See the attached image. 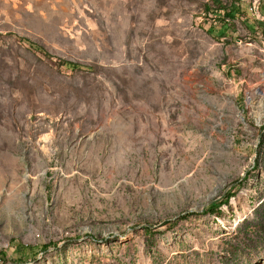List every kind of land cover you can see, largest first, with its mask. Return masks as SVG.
<instances>
[{
    "label": "rangeland",
    "instance_id": "rangeland-1",
    "mask_svg": "<svg viewBox=\"0 0 264 264\" xmlns=\"http://www.w3.org/2000/svg\"><path fill=\"white\" fill-rule=\"evenodd\" d=\"M0 264H264V0H0Z\"/></svg>",
    "mask_w": 264,
    "mask_h": 264
},
{
    "label": "trees",
    "instance_id": "trees-1",
    "mask_svg": "<svg viewBox=\"0 0 264 264\" xmlns=\"http://www.w3.org/2000/svg\"><path fill=\"white\" fill-rule=\"evenodd\" d=\"M207 10H209L208 6L206 7ZM230 12H232V10H228L227 14H230ZM234 12H235V9H234ZM224 32V31H223ZM29 46L33 49H36L35 48V44H32L29 42ZM39 49L43 50L42 48L38 47ZM44 52V51H43ZM63 65H65L66 67L72 69V70H87L89 69L90 67L87 66V65H83V64H80V63H76V62H72V61H63L62 63ZM224 202L223 201H214L211 205H213L215 208H218L221 204H223Z\"/></svg>",
    "mask_w": 264,
    "mask_h": 264
}]
</instances>
